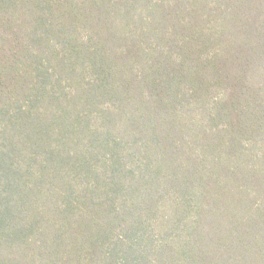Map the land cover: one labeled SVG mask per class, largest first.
<instances>
[{"label":"trees","instance_id":"obj_1","mask_svg":"<svg viewBox=\"0 0 264 264\" xmlns=\"http://www.w3.org/2000/svg\"><path fill=\"white\" fill-rule=\"evenodd\" d=\"M3 205L0 264H264V0H0Z\"/></svg>","mask_w":264,"mask_h":264},{"label":"rangeland","instance_id":"obj_2","mask_svg":"<svg viewBox=\"0 0 264 264\" xmlns=\"http://www.w3.org/2000/svg\"><path fill=\"white\" fill-rule=\"evenodd\" d=\"M34 134L38 136L39 133L36 131V132H34ZM8 195L9 194H7V193L4 194V196L2 197V203L8 201V197H9ZM7 207H8L7 205L0 206L1 209L7 208Z\"/></svg>","mask_w":264,"mask_h":264}]
</instances>
